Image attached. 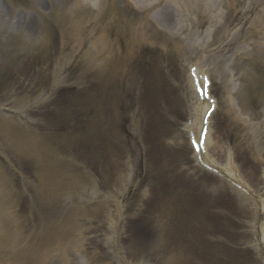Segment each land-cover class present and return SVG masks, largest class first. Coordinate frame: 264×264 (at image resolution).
<instances>
[{
    "label": "rangeland",
    "instance_id": "374dc122",
    "mask_svg": "<svg viewBox=\"0 0 264 264\" xmlns=\"http://www.w3.org/2000/svg\"><path fill=\"white\" fill-rule=\"evenodd\" d=\"M62 4H63V2H61L60 0H55V8H56V10L58 11L59 10V8L62 6ZM66 7H67V5H66ZM63 9V8H62ZM237 96H239V94L237 95ZM240 97V96H239ZM261 108H262V106H261ZM255 109H256V111L254 110L253 111V114H254V117H252V119L254 118V122H262V121H264V109H260V107L258 106V105H255ZM246 112V111H245ZM256 112H257V116L255 117V115H256ZM263 132H264V126H263ZM213 142H215V140H213ZM219 142V141H218ZM218 146H219V150L221 149V148H223V146H222V144L220 143V145H219V143H217V142H215ZM256 146H254V148H255ZM245 149V148H244ZM218 150V151H219ZM246 150H248V153H247V160H249L250 161V163L252 162V164H253V166H254V168H258V164L257 163H255V161H254V158H253V156H252V154L250 153V152H252V153H256V151H254L253 149L252 150H250L249 151V149H246ZM217 152V151H216ZM219 157V156H218ZM258 159H260V158H258ZM261 160V159H260ZM240 209H241V217H243L244 219H249V211L247 210V208L246 207H244V205L241 203L240 204ZM68 256H69V258H70V264H77V262H76V260L74 259V257H73V254H72V252L71 251H69L68 252ZM54 264H63V262H58V263H54Z\"/></svg>",
    "mask_w": 264,
    "mask_h": 264
}]
</instances>
